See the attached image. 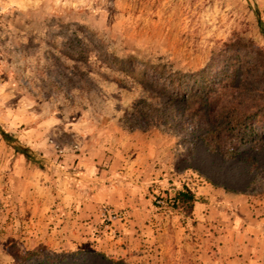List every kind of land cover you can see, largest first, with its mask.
I'll use <instances>...</instances> for the list:
<instances>
[{"label":"rangeland","instance_id":"374dc122","mask_svg":"<svg viewBox=\"0 0 264 264\" xmlns=\"http://www.w3.org/2000/svg\"><path fill=\"white\" fill-rule=\"evenodd\" d=\"M263 29L264 0H0V264L38 249L64 257L41 264H264L242 157L126 114L164 112L154 66L199 84L244 64L235 96L264 105Z\"/></svg>","mask_w":264,"mask_h":264},{"label":"trees","instance_id":"16d2710c","mask_svg":"<svg viewBox=\"0 0 264 264\" xmlns=\"http://www.w3.org/2000/svg\"><path fill=\"white\" fill-rule=\"evenodd\" d=\"M264 37V29L262 30ZM79 45V40L72 39ZM244 64H227L225 69L218 72L211 79L200 77V83L186 82V75L171 71L161 66L150 68L151 77L158 82L164 80L173 88V92L166 98V107L163 111L148 103L146 99H140L133 103L130 111L126 112L138 127H155L161 121L176 126L184 121L191 126L202 144L212 153L233 161L239 156L247 165V173L250 176L246 188L259 189L264 193V105H244L243 98L235 96L239 87H242L245 77L242 67ZM238 68V70H237ZM127 75V74H125ZM193 78V77H192ZM163 86H165L163 84ZM162 88L164 89V87ZM243 100V101H242ZM181 106V118L173 122L174 117L169 118L165 112H172L173 105ZM143 125V126H142ZM25 152L24 149L16 147ZM263 160V163H259ZM175 201L187 204L191 207L195 202V196L186 188L178 190ZM38 249L32 254L22 256L16 264H33L45 262L58 263L64 257L56 254H48ZM74 255V253H69ZM33 257V259H31ZM106 264H125L123 260L109 259Z\"/></svg>","mask_w":264,"mask_h":264}]
</instances>
